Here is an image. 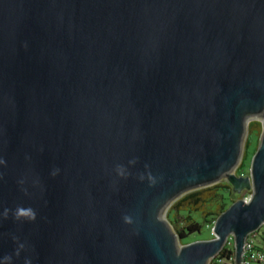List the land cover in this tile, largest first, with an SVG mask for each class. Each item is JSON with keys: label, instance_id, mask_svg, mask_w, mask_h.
<instances>
[{"label": "water", "instance_id": "water-1", "mask_svg": "<svg viewBox=\"0 0 264 264\" xmlns=\"http://www.w3.org/2000/svg\"><path fill=\"white\" fill-rule=\"evenodd\" d=\"M0 159V212L37 214L0 216V264H208L231 236L240 264L264 223V0H0ZM222 178L251 197L179 247L167 207Z\"/></svg>", "mask_w": 264, "mask_h": 264}, {"label": "trees", "instance_id": "trees-1", "mask_svg": "<svg viewBox=\"0 0 264 264\" xmlns=\"http://www.w3.org/2000/svg\"><path fill=\"white\" fill-rule=\"evenodd\" d=\"M262 133V125L259 122H251L249 124V135L245 145V152L243 156V163L239 168V172L243 170L245 165L244 161L248 154V146L252 136L260 139ZM250 198L252 192H247ZM243 197L242 199H244ZM237 199V198H236ZM232 187L228 183H220L209 188L201 189L185 195L178 200L172 207L170 215H173V225L176 229L177 236L181 239L182 243H188V238L191 235L201 234L204 228L210 232L213 229L217 219L228 208L236 202ZM246 199V198H245ZM211 228V229H210ZM264 241V238H263ZM235 254V248L230 245L224 246L221 252L210 261L209 264H218V258L227 261L230 260Z\"/></svg>", "mask_w": 264, "mask_h": 264}, {"label": "rangeland", "instance_id": "rangeland-1", "mask_svg": "<svg viewBox=\"0 0 264 264\" xmlns=\"http://www.w3.org/2000/svg\"><path fill=\"white\" fill-rule=\"evenodd\" d=\"M251 122H259L261 123L260 121L258 120H251V121H248L247 122V133H246V137H245V141H244V145H243V152H242V156H241V160H240V163L238 164V166L236 167V169L233 171V173L237 176H242V177H248L250 175V170H251V162H252V158L254 156V154L256 153L258 147H259V143H260V139H258L256 136H252L251 137V140H250V143H249V146H248V154H247V157L244 161L245 165L243 167V170L241 172H239V168L241 167L242 163H243V156H244V152H245V145H246V141L248 139V135H249V124ZM262 125V124H261ZM263 129V127H262ZM220 183H228L227 179L226 178H222L212 184H208V185H205V186H202V187H199V188H196V189H193V190H190L184 194H182L181 196L177 197L173 202H171V204L167 207L166 211H165V214H164V218H165V221L168 223V225L171 227V229L173 230L175 236H176V239H177V242H178V245L181 247L182 245H186V244H189V243H193V242H196V241H206V240H209V239H212L211 236H210V232L207 228H204L202 230V233L201 234H195V235H191L189 238H188V243L186 242H183L181 241V239L177 236L176 234V229H175V226L173 225L172 222H174V218H173V215H170V212H171V209L173 207V205L178 201L180 200L181 198H183L185 195L189 194V193H192V192H195V191H198V190H201V189H205V188H209L211 186H214V185H217V184H220ZM229 184V183H228ZM243 197H245L247 200L249 199L248 197V194H247V191H244L242 194H234V199H236V201L242 199ZM211 229V228H210ZM212 230L211 229V235H212ZM213 236V235H212ZM252 236H254V239L257 243V245H259L262 241V231H259L258 233L256 234H252ZM227 242H230L234 248L236 247L235 245V240H234V237L231 236L229 237L228 241ZM226 242L225 246L228 245V243ZM215 258V257H214ZM213 258V259H214ZM209 264V263H208Z\"/></svg>", "mask_w": 264, "mask_h": 264}, {"label": "clouds", "instance_id": "clouds-1", "mask_svg": "<svg viewBox=\"0 0 264 264\" xmlns=\"http://www.w3.org/2000/svg\"><path fill=\"white\" fill-rule=\"evenodd\" d=\"M6 163L4 160L0 159V164ZM129 165H135L137 163V159L133 158L128 161ZM145 168H148V165H145ZM59 169H56L52 172V175L55 176L58 174ZM115 172L119 177L127 178L130 173L128 172L127 168L124 165H117L115 167ZM141 180H144L145 178L148 179V181L151 184H154L156 182V178L152 175V173L149 171L145 174H141L139 177ZM11 212L12 216L16 220H27V221H35L36 219V211L32 209L31 207H24V206H17L14 210L4 208L2 212H0V216H2L4 219H7L9 216V213ZM124 221L126 223H131V217L124 216ZM14 239H17L14 237ZM25 245L23 243H19L17 249L15 250V256L19 257L21 250L24 249ZM5 261V264H12V256H6L3 258ZM24 264H31L30 259H25Z\"/></svg>", "mask_w": 264, "mask_h": 264}, {"label": "built area", "instance_id": "built-area-1", "mask_svg": "<svg viewBox=\"0 0 264 264\" xmlns=\"http://www.w3.org/2000/svg\"><path fill=\"white\" fill-rule=\"evenodd\" d=\"M259 231H262V241L259 245H257L254 236L252 234H256ZM248 236L245 241L243 252L240 258V264H264V223L261 225L259 230L255 233H252ZM230 245V242H227ZM218 264H223L226 261L224 259L218 258ZM228 264H236V255L232 256L230 260L227 261Z\"/></svg>", "mask_w": 264, "mask_h": 264}, {"label": "bare ground", "instance_id": "bare-ground-1", "mask_svg": "<svg viewBox=\"0 0 264 264\" xmlns=\"http://www.w3.org/2000/svg\"><path fill=\"white\" fill-rule=\"evenodd\" d=\"M180 247V246H179Z\"/></svg>", "mask_w": 264, "mask_h": 264}]
</instances>
